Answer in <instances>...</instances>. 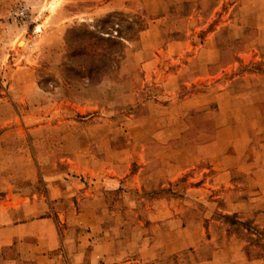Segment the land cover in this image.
I'll return each instance as SVG.
<instances>
[{
	"label": "rangeland",
	"instance_id": "obj_1",
	"mask_svg": "<svg viewBox=\"0 0 264 264\" xmlns=\"http://www.w3.org/2000/svg\"><path fill=\"white\" fill-rule=\"evenodd\" d=\"M52 1L0 7V227L52 217V264H264V92L239 96L264 0ZM213 31L228 70L199 87Z\"/></svg>",
	"mask_w": 264,
	"mask_h": 264
},
{
	"label": "crops",
	"instance_id": "obj_2",
	"mask_svg": "<svg viewBox=\"0 0 264 264\" xmlns=\"http://www.w3.org/2000/svg\"><path fill=\"white\" fill-rule=\"evenodd\" d=\"M16 1L18 0H0V7H10L11 4L15 3ZM67 1L68 0H58V2L54 6V8L56 9L55 11L57 12V10ZM110 3L117 4V2L114 0H111ZM48 18L54 19L55 14H52ZM216 38H218V33L216 31H213L206 36L202 43H200L198 46H194V62L197 61L199 63L198 65L194 63V68L196 69H194V83L199 87L200 85H202V87L204 86V84H201L202 82L208 83L207 87H209L212 82H214L218 78H221L224 72L228 70V67L225 66L223 62L219 63L213 60L214 56L216 55L214 47ZM222 43H224V41H222ZM222 50H224V48H222ZM238 55L247 56L248 54L242 51L238 52ZM252 74L255 76L260 75L259 73ZM244 80H246L244 85L246 87H250V89L246 93L241 94L240 92L239 96L245 95L247 97H252L254 96L252 95V93L254 92H258L259 90L264 92V82H251L250 79ZM230 82H223V85H220V87H225ZM194 95L196 94L194 93ZM253 101L255 100L253 99ZM258 103L260 107L264 104V95H262L261 97L258 96ZM259 106L257 108L258 110L254 111V113L258 115L255 116L252 114H248L246 118L255 120L261 119L264 114V109L259 108ZM247 112L252 111L248 110ZM227 128L228 126L225 127V129ZM104 170L109 173L116 172L113 168ZM96 211L97 210H94V212ZM0 235L1 237L10 236L11 239L20 236L22 240H25L24 237L36 238V242H30L27 244L22 241L21 243L22 246L25 245L27 248L26 261L22 260V257H18V252H16L11 259L7 258L6 261H4V259L0 260V264H52L53 262H55V260L50 259V255H54L58 252V248L60 247V238L52 217L44 218L41 221L30 220L23 223L13 222L11 225L0 227ZM90 236L91 235L88 234V237ZM69 238L70 237L68 235V241ZM4 243H6V241L0 238V251ZM79 247H81V245H79L78 248ZM82 251L83 250L80 249L77 253L80 258H82V256L84 255V253H81Z\"/></svg>",
	"mask_w": 264,
	"mask_h": 264
},
{
	"label": "bare ground",
	"instance_id": "obj_3",
	"mask_svg": "<svg viewBox=\"0 0 264 264\" xmlns=\"http://www.w3.org/2000/svg\"><path fill=\"white\" fill-rule=\"evenodd\" d=\"M56 1H57V0H53V1L51 2V4L54 3V2H56Z\"/></svg>",
	"mask_w": 264,
	"mask_h": 264
}]
</instances>
